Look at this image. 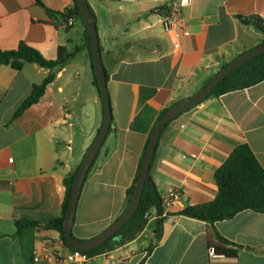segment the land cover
<instances>
[{
  "label": "crops",
  "instance_id": "obj_1",
  "mask_svg": "<svg viewBox=\"0 0 264 264\" xmlns=\"http://www.w3.org/2000/svg\"><path fill=\"white\" fill-rule=\"evenodd\" d=\"M170 1L88 0L109 75L113 121L80 194L73 226L78 240L96 238L128 208L127 191L161 111L193 96L223 65L264 43L262 32L238 19H264V0H191L171 12L166 30L168 15L155 10ZM85 28L75 0H0L1 51L25 43L56 60L60 47L80 49L17 118L50 70L35 63L20 71L0 64V264H37L34 251L41 245L66 246L60 232L45 225L63 216L65 179L80 167L104 119ZM241 144L251 147L264 168V82L210 98L166 128L151 175L163 199L177 190L181 201L164 205L161 240L156 244L152 210L137 239L92 257L90 264H211L209 248L224 246L216 233L237 249L236 258L217 264H264V214L247 210L214 225L179 215L216 199L215 172ZM22 219L39 224L24 235L27 252L15 237Z\"/></svg>",
  "mask_w": 264,
  "mask_h": 264
},
{
  "label": "trees",
  "instance_id": "obj_2",
  "mask_svg": "<svg viewBox=\"0 0 264 264\" xmlns=\"http://www.w3.org/2000/svg\"><path fill=\"white\" fill-rule=\"evenodd\" d=\"M75 4H76V13L82 19L81 12L77 4V0H75ZM155 11L159 12L162 16L164 15L169 16L173 11V9L170 6V2H169L161 6L160 8L156 9ZM92 12L94 13L93 10ZM49 13L55 14L53 12H49ZM238 19L244 25L252 26L256 30L264 34V19L262 17L258 15H253L250 17L239 16ZM85 37L92 58L91 38L87 28H85ZM79 51L80 49L77 48L74 52L69 53L66 47H60L58 50L57 59L48 60L38 50L30 47L25 43H21L18 49L14 51L0 50V64L2 65L11 66L12 68L20 71L24 68L25 64L35 63L45 69L50 70L49 75L42 82V84L35 85L33 87L31 95L20 106L18 112L15 115V118H17L24 110H26L27 108H29L30 106H32L33 104L37 103L40 100V98L45 93L47 87L56 79L58 71L64 68L65 66H67L74 59V57ZM228 64L229 63H226L225 65H223L222 68H224ZM106 74H107V81H109V75L107 72ZM262 82H264V54L248 61L247 63L241 65L236 70H234L201 103H203L204 101L210 98H219L228 93L242 91L255 87L261 84ZM94 86L98 89L100 93L95 72H94ZM201 103H199L198 105H200ZM198 105H196L195 107H197ZM172 106L167 107L161 111L156 123L154 124L151 134L146 142L136 177L134 179L132 186L127 191L129 204L131 203L134 196L136 184L138 182L142 163L151 136L154 133L162 117ZM178 117L174 118L167 125V127ZM166 128L164 129V131L166 130ZM94 165L90 169L89 174L92 171ZM77 172L78 170L75 171L74 173H71L65 179V186L67 192H66V199L63 208V216L61 218L54 219L45 225V228L55 229L59 231L64 244L69 248L72 247L66 241L63 224L65 220L66 211L68 209L73 182ZM215 180L218 186V194L214 201L200 204L197 206H187L184 208L183 211L179 213V215L198 219L214 225L215 223L220 221L230 220L239 213L247 210L264 214V168L248 144H241L234 148V150L232 151L228 159L225 161V163L215 172ZM152 210L156 211L157 219H156L155 235H156V244H157L161 240L163 235L166 214H165L162 195L158 190V187L151 175V170H150L145 183L144 193L142 196L140 206L137 212L135 213V215L133 216V218L131 219V221L128 224H126L113 238L107 241L104 245L98 247L95 250L85 253L88 254L90 257H95L102 255L106 252L114 251L116 248L134 241L146 229L149 221L150 212ZM38 226L39 224L37 222L31 221L29 219H22L16 222L17 232L15 234V237L19 238L22 241L23 248L26 252L27 250L30 251V249L27 248L23 243L24 235L27 234V232H31ZM216 237L220 241V243L224 245L221 247H215L216 252L219 255L225 256L226 258H236L237 249L232 248V246H234L233 243L222 237L219 233H216ZM154 247L155 244L148 249V253H150V251Z\"/></svg>",
  "mask_w": 264,
  "mask_h": 264
},
{
  "label": "water",
  "instance_id": "obj_3",
  "mask_svg": "<svg viewBox=\"0 0 264 264\" xmlns=\"http://www.w3.org/2000/svg\"><path fill=\"white\" fill-rule=\"evenodd\" d=\"M77 4L81 12L82 20L91 38L92 63L96 79L98 81L101 98L103 100L104 119L96 139L94 140L93 144L90 146L86 155L84 156V159L75 176L70 194L68 209L65 215L63 229L66 241L73 249L82 252H89L104 245L107 241L113 238L126 224L131 221V219L137 212L142 200L145 183L151 170V166L156 155L161 135L167 125L174 118L183 115L188 110L192 109L193 107L201 103L203 100H205L214 91V89L238 67L264 54V44L255 47L247 51L246 53L238 56L227 66L222 68L199 92L189 98H186L176 103L165 113L149 141V145L142 163L138 182L136 184L134 196L128 208L126 209L124 214L102 234L90 241L82 242L76 239L73 235V226L75 223L76 210L80 194L89 174V171L94 165L110 133L113 115L111 98L108 90L107 74L104 67L102 52L100 48L99 35L96 24L97 19L95 14L91 10L88 0H77Z\"/></svg>",
  "mask_w": 264,
  "mask_h": 264
},
{
  "label": "built area",
  "instance_id": "obj_4",
  "mask_svg": "<svg viewBox=\"0 0 264 264\" xmlns=\"http://www.w3.org/2000/svg\"><path fill=\"white\" fill-rule=\"evenodd\" d=\"M191 0H171L170 6L173 10L183 9L189 6ZM166 30L171 29V20L169 16H164ZM181 195L177 190L171 191L167 197L163 199L164 205L170 207L176 203H180ZM53 249V250H52ZM53 252H52V251ZM211 264H217L218 261L224 260L226 257L219 255L215 247L208 250ZM106 254V253H105ZM107 255V254H106ZM92 257L85 252L69 248L67 246L54 245L52 242H46L34 251L33 262L42 264H90Z\"/></svg>",
  "mask_w": 264,
  "mask_h": 264
},
{
  "label": "rangeland",
  "instance_id": "obj_5",
  "mask_svg": "<svg viewBox=\"0 0 264 264\" xmlns=\"http://www.w3.org/2000/svg\"><path fill=\"white\" fill-rule=\"evenodd\" d=\"M127 1H128V0H127ZM126 19H128V18L126 17ZM154 241H155V240H154ZM154 241H153V242H154ZM148 243H151V241L149 240Z\"/></svg>",
  "mask_w": 264,
  "mask_h": 264
}]
</instances>
